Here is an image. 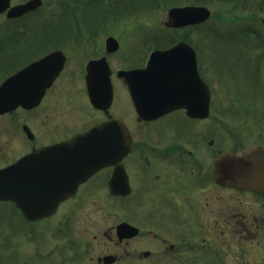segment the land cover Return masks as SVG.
<instances>
[{"label": "flooded vegetation", "instance_id": "1", "mask_svg": "<svg viewBox=\"0 0 264 264\" xmlns=\"http://www.w3.org/2000/svg\"><path fill=\"white\" fill-rule=\"evenodd\" d=\"M64 24H40L31 38L20 43H15L19 39H4L5 50L15 45L27 47L20 49L14 58L5 55L6 58L0 59L1 77L50 53L55 43H64L70 50L71 41L74 45L71 49L77 56L83 55L84 62L88 59L85 68L73 71L75 75H84L81 87L64 91L63 77L66 80L67 76H63V71L46 89L38 104L30 108L20 106L14 112L0 115V152L5 143L10 149L7 151L6 148L0 154L7 157L2 163L0 160V167L35 148L67 140L87 125L90 127L111 119L126 121L132 138L131 147L121 161L102 168L83 182L77 194L63 201L53 215L28 219L17 204L0 201V204L10 206L6 217L0 211V220H16L15 216L28 224L26 229L16 227V236L21 238L22 234H36L35 227L39 222L58 217L60 227L53 231L57 243L47 249L46 254L50 264H264V192L226 178L234 170L229 158L251 152L247 139L260 136L256 146L264 147V119H258L256 123L233 120L225 111L228 103L215 102L222 111L214 112L212 82L204 72H201L202 77L212 94L207 117L192 116L182 106L155 118H143L136 111L125 80L115 71L112 72L114 93L110 107L94 108L86 95L85 74L89 60L108 53L106 40L103 46V40L97 37L101 29L97 22H72L67 27L62 26ZM61 29L64 36H49ZM89 46L92 50L87 49ZM62 49L68 51L65 47ZM145 65L136 62L124 69ZM73 89L72 96L88 119L83 124H71L66 117L60 124H53L50 118L55 104L52 100L56 95L58 98L70 94ZM184 97L192 99L191 94ZM118 103L126 104L130 111L127 107L125 112L114 111L113 106ZM62 107L59 108L60 116H63ZM74 128L78 129L73 132ZM53 131L59 133L52 134ZM16 142L21 145L18 149H15ZM119 165L124 166L126 187L121 182L118 187L123 186L121 189L125 193L114 194L110 180ZM96 190L111 198L112 210L118 217L103 231L89 229L97 221L94 216L79 229L77 225L85 215L81 212L91 202L96 204ZM122 223L127 224L126 230H119ZM34 256L37 258L36 251ZM35 258L31 263L38 264Z\"/></svg>", "mask_w": 264, "mask_h": 264}, {"label": "rangeland", "instance_id": "2", "mask_svg": "<svg viewBox=\"0 0 264 264\" xmlns=\"http://www.w3.org/2000/svg\"><path fill=\"white\" fill-rule=\"evenodd\" d=\"M24 0H12L13 3H17V2H21ZM158 1V0H156ZM169 0H164L163 3H161V1L159 2V7H156L157 9H140L137 12H133L131 14L128 13V15H124L120 18H118L117 20V24H113L111 22L110 23H106L107 26H105L104 24H99L100 26V32L98 34V38L102 41L103 46L105 45V40L106 38L109 36V34L111 33L112 35L113 32L115 33V35L119 36L122 40H123V48L121 46L122 51L120 53H118L121 49H119V51H117L115 54L112 55L111 59L113 60V58L117 61L120 60V62H123V60H128V59H136L139 57V54L141 53V34L143 32L145 33H150L152 31H156L157 27H163V23L165 22V20L168 18V9L172 6V3L167 2ZM182 3L185 2H189L192 0H181ZM211 1V0H210ZM208 0L209 3H207L213 14L214 17L212 19V21H218V15H220V13H224L227 17V21L228 22H233L230 25L233 26H245L247 24H262V17H264V12L263 10H258L256 9L254 6L255 4L259 1V0H254V6L252 5H248V7L246 9L242 8L239 10H233L236 12H230V10H228V8H233V4H237L236 2H228V1H220V0H214L213 4ZM46 4L44 5V7H42L39 12L36 14V16H30L28 17V24L31 25L32 24V28L35 29L36 27H38L40 25V23L42 24L43 22H45L44 20L49 19L50 21H54L55 23L58 22L57 21V16L51 14V11L54 7H58L57 5L59 4L60 0H45ZM233 3V4H231ZM95 10L97 11L96 7ZM104 9H99V13L102 14L104 13ZM239 16H246L244 18L238 17ZM255 16V19H251L248 20L247 18L249 16ZM6 24V20L0 16V28L2 30H4V25ZM104 26V28H103ZM157 26V27H156ZM105 27H107V30L109 31L108 33H106L105 31ZM263 27V26H262ZM32 29V30H33ZM262 29V28H261ZM31 30V29H30ZM36 30V29H35ZM111 31V32H110ZM174 34V33H173ZM200 37H203L202 34L197 33L195 38L200 39ZM243 36V34L241 35ZM251 41L252 43H254L253 39L251 38H246V42ZM242 41H239L238 43H233L231 45H224V44H218L215 43L214 46L216 47V49L213 51L212 54V50L211 49V53L209 54V59L212 61L213 67H214V77L213 79L216 81H220L223 84L221 85L222 90L219 93V91L215 92L216 94V99L217 102H226L227 100H230L232 98V96L235 94V92H237V88H233L231 91L227 90V87H230L229 85H225L226 87H224V84L227 82H231V83H235L238 84L239 81L241 80L239 77L233 78L228 74V68L232 65V62L227 59V57L224 56H235L237 58H249V57H253L254 55H252L251 52H248V50L246 48L247 45ZM64 43L58 44L62 47H65L66 49L67 46L63 45ZM217 45V46H216ZM255 45L253 44L252 47H254ZM74 45L73 43L71 44V48H73ZM214 47V48H215ZM92 50V48L89 46V48ZM150 49V48H149ZM151 50V49H150ZM69 52V57H70V62L68 67V74L66 73L64 76L67 75V79H65V77H63V84L66 85L65 88L63 89L68 90L73 88L77 83H79V85H82V78L81 76L79 77V75H73V71L74 70H81L82 67L85 68V62H84V56L83 55H79V57L77 58V53L74 52L73 49H68ZM150 52H148L147 54H149ZM117 54V55H116ZM227 54V55H226ZM79 59V60H78ZM114 61V60H113ZM220 61V62H219ZM79 62V63H78ZM83 62H84V66H83ZM220 64L224 65L223 68L221 69ZM245 65L244 62H241L239 64V67H237V71L240 70L241 68H243ZM84 76V75H83ZM258 91L261 93L262 88H258ZM74 93V89L70 91V94L68 93V95L65 96H58V98H56L55 94V99L52 100V103L55 104L53 106V110L51 111V120L54 121L53 124H60L59 122H63L65 121V118L68 117L69 119V123L71 122V124H83L87 119L88 116L83 115L84 112L82 110L79 109L80 103L77 102L78 100L73 97ZM220 99V100H219ZM222 99V100H221ZM263 99V96L260 95V99H256V100H251V101H261ZM244 100H248L247 98L242 97L241 99H239L238 101H244ZM63 101V104L61 103ZM74 101V103H73ZM62 104V105H60ZM87 105V104H86ZM62 107L63 110V116L59 115V108ZM128 109V111H130V107L127 106L126 104H114L113 109L116 112H121L124 111V108ZM219 107H216L215 110H218ZM69 110V111H67ZM87 114V113H86ZM95 117V116H92ZM53 118V119H52ZM246 120V119H245ZM252 122H255L253 120H251ZM62 125V124H61ZM81 127V125L78 126V128ZM52 134H57L59 132L57 131H53L51 132ZM254 133V132H253ZM1 134L0 133V147H2V143H1ZM252 136H249V138H251ZM260 136L259 137H254V139H247L246 144L248 145V149L253 148L256 146V143L259 142ZM249 142V143H248ZM17 143V142H16ZM9 144L5 143L4 144V150H1L2 152H4L7 148ZM17 147L15 149H18L19 147H21V145H19L17 143ZM15 149L12 151L14 152ZM7 151H10L9 148H7ZM0 152V154L2 153ZM3 155V154H2ZM0 155V160L1 163L4 162V160L7 159V157H4ZM2 156V157H1ZM93 185V184H92ZM92 185H90L92 187ZM97 192L98 196H96V204L94 205L92 202L89 204V206L86 208L85 211L81 212L84 215V219L80 220L79 222V227L77 225V228H81V225L83 223H89V220L91 218V216H94L95 219L97 221L93 222L92 225L89 227V229L92 230H106L108 228H110L113 225L114 220L116 219L117 213L115 211L112 210L111 206V202H109L107 199H105V196L103 194H101V190H96L94 191V193ZM103 193V192H102ZM105 194V193H104ZM103 195V196H102ZM122 208H124L123 206H121ZM10 210V206L8 204H0V211H3V215L6 217L7 215V211ZM12 214V213H11ZM111 215V216H110ZM12 218V216L10 217ZM15 218V225L16 227L19 226V228H24L26 224L25 222H22L20 220L17 219V217H13ZM55 222H53L54 224ZM26 226H28V224H26ZM48 227H51V225L49 223H46L45 225L42 223H39L36 225L35 230L37 231L36 235H34V239L39 243V246L42 247L41 251L43 254H46L47 249H49L51 246H54L55 243H57V239L54 238L53 234L51 231H49L47 229ZM9 229H13L14 226H8ZM53 230L55 229L52 228ZM6 231V230H3ZM51 234V236H50ZM2 235L4 236V239H10V243L9 244H5L4 240L3 242L0 241V264H22L24 263V261H27L29 263H31V259H33V256L31 255L30 251H32V244L30 243V239H27L26 237H22L19 238L15 235L12 234H7L5 232H2ZM26 236H28L27 234H25ZM20 236V234H19ZM44 237V239H43ZM41 240V241H40ZM12 242V243H11ZM16 246L18 247V253L14 252ZM16 253V254H15ZM232 258V257H231ZM232 262V261H231Z\"/></svg>", "mask_w": 264, "mask_h": 264}, {"label": "water", "instance_id": "3", "mask_svg": "<svg viewBox=\"0 0 264 264\" xmlns=\"http://www.w3.org/2000/svg\"><path fill=\"white\" fill-rule=\"evenodd\" d=\"M10 0H0V11L4 10ZM42 3L41 0H30L29 2L23 5H17L11 9L9 12L10 16H18L23 13L32 10L39 6ZM171 18H175V23H177V18H183L187 21H202L207 19L210 16V11L205 7H186V8H174L170 11ZM117 45V43H115ZM185 45V44H183ZM183 45H178L172 49L166 51H156L153 53L152 58L150 60V66L145 71L135 70L133 76H136L138 81L133 82V86L135 83H139V88L141 92L145 95H149L151 97H165L164 100H169L168 102L175 103L177 99L167 98L176 94L175 82H177L178 78L176 77L177 69L162 67V63L174 62L175 55L179 54ZM48 59L53 62L54 69L53 74L50 75V79L56 78V76L60 72V68L56 67L58 65V61L56 60V53L51 54ZM174 67V66H172ZM176 70V72H175ZM26 72V71H25ZM24 73V72H23ZM23 74L20 73L14 77H12L9 81H7L3 87L0 89V111L5 108L2 104L9 103L11 107L17 105L19 99H25L28 94L25 89H19L17 85L20 82V78ZM158 79L160 81L159 84L153 82L151 80ZM171 81V82H169ZM153 85L155 87H153ZM135 90V87H134ZM21 92V94H20ZM23 96V97H20ZM18 97V98H17ZM7 105V104H6ZM166 108H157L154 109L157 112H162ZM206 109L208 110V101H205V105L192 108L191 111L193 114L204 115ZM153 111L152 109H150ZM100 135V134H99ZM98 133H91L87 135H83L77 141L74 140L69 144H58L43 150L42 155L47 156L48 158H53L52 163H50V170L55 173H64V176L75 177L76 179L72 182V184L63 190V194L55 199V202L51 206L55 209L58 205L59 201L69 194L75 192L79 182L84 180L93 170L91 167L93 165L97 166V152H101L100 150L105 149L104 144L100 143L96 140ZM101 144H103L101 146ZM264 153L258 152L246 158L245 163L247 164V169L245 171V176H250L252 179V183L247 184L251 187H255L258 190H264ZM261 159V161L259 160ZM100 165V164H99ZM260 166V167H259ZM16 166L13 165L5 170L0 171V179H2L7 174H12L15 172ZM63 169H59V168ZM256 167V169H255ZM256 170V171H255ZM252 172H255L252 173ZM62 173V174H63ZM249 183V182H248Z\"/></svg>", "mask_w": 264, "mask_h": 264}]
</instances>
